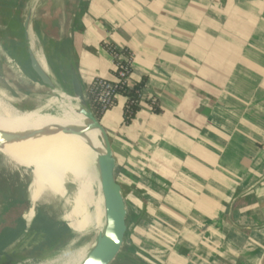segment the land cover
<instances>
[{"label": "crops", "instance_id": "0c3cea01", "mask_svg": "<svg viewBox=\"0 0 264 264\" xmlns=\"http://www.w3.org/2000/svg\"><path fill=\"white\" fill-rule=\"evenodd\" d=\"M29 11L53 81H113L112 50L144 79L132 120L120 95L99 120L127 209L114 264H264V0H0V98L15 108L53 92L6 49Z\"/></svg>", "mask_w": 264, "mask_h": 264}, {"label": "bare ground", "instance_id": "6f19581e", "mask_svg": "<svg viewBox=\"0 0 264 264\" xmlns=\"http://www.w3.org/2000/svg\"><path fill=\"white\" fill-rule=\"evenodd\" d=\"M28 30L29 45L50 75L36 36L30 26ZM67 92L61 89L54 97L57 109L52 112H41L43 103L15 108L0 98V153L10 165L20 168L24 164L31 170L29 199L34 203L31 208L43 199H64V183L69 174L76 190L72 199L68 197L66 205L70 210L62 220L77 235L97 231V236L88 252L81 247L62 248L52 252L59 253L53 261L46 259L48 255L42 260L19 257L22 264H90L91 253L98 246L97 238L104 227L105 144L98 130L85 129L88 120L79 113L80 100Z\"/></svg>", "mask_w": 264, "mask_h": 264}, {"label": "trees", "instance_id": "16d2710c", "mask_svg": "<svg viewBox=\"0 0 264 264\" xmlns=\"http://www.w3.org/2000/svg\"><path fill=\"white\" fill-rule=\"evenodd\" d=\"M143 87L144 79L131 88L125 89L119 86L115 89L114 101L119 95L124 98L122 114L126 123L135 117L143 104L141 100ZM99 88V80L96 78L88 87L86 97L93 114L100 120L104 112L97 101ZM11 177L15 178V181ZM31 181V177H28L24 183L19 174L5 176L0 173V255L24 232H33V241L13 253L18 258L42 260L54 251L74 247V243L78 241H75L78 238L77 234L73 233L63 220L55 221L42 211L37 212L31 224H26L21 215L31 208L29 199Z\"/></svg>", "mask_w": 264, "mask_h": 264}, {"label": "water", "instance_id": "95a60500", "mask_svg": "<svg viewBox=\"0 0 264 264\" xmlns=\"http://www.w3.org/2000/svg\"><path fill=\"white\" fill-rule=\"evenodd\" d=\"M31 21V11H29L23 21L24 52L26 55L29 73L35 80L51 90H57L52 77L44 71L34 55V51L29 45V26ZM71 91L73 97L80 100L82 114L88 122L84 125L87 130H98L101 139L105 144V185L102 188L104 206V228L98 236V246L92 251L90 264H112L118 258L124 244L129 240L126 238L127 232V209L122 190V185L116 177V159L112 152L111 142L107 131L100 121L95 117L87 101L86 92L83 89L75 69H71ZM1 97V95H0ZM1 146V142H0ZM1 154V153H0ZM2 155V154H1ZM3 156V155H2ZM4 157V156H3ZM5 160H7L4 157ZM8 161V160H7ZM10 163V162H9ZM98 247H100L99 250ZM97 250V251H96ZM96 251V252H95Z\"/></svg>", "mask_w": 264, "mask_h": 264}, {"label": "rangeland", "instance_id": "374dc122", "mask_svg": "<svg viewBox=\"0 0 264 264\" xmlns=\"http://www.w3.org/2000/svg\"><path fill=\"white\" fill-rule=\"evenodd\" d=\"M25 12L26 11H24L23 15H25ZM24 19H25V17H22L18 20H14V23L16 22L18 24L16 37L18 38V40L20 42L19 43L13 42L15 44L14 46H8L6 48L8 51L11 50L13 55H14V53H16L17 47H24V45H25L24 39H23V26H22ZM31 23L32 22H30V27H32ZM13 26L15 27L14 24H13ZM13 32L15 33V31H13ZM23 54H25V52ZM22 62L23 63L21 65H23L22 66L23 70L24 71L29 70L28 63L26 61V56L24 57ZM1 82L3 83V81H1ZM58 85L56 84V86L58 87L57 90H54L52 93L48 94V96H47L48 101H46L44 105L41 104L42 105L40 107L41 112H52V111H55L57 109L56 108L57 107L56 101L53 99H54V97L56 98V96L60 93L61 89L68 91L66 94L73 97L72 91L70 88V83L69 84L68 83H65V84L60 83ZM2 99H4L6 102L9 103V101L6 98L2 97ZM72 104H74V103H72ZM8 163L9 162L7 160H5L4 157L0 154V173H2L3 175L8 176L10 174H19L24 183L26 182L28 177L32 178L31 170L25 168L24 164L19 168V167H15L13 165H10V163L9 164ZM11 179H13V181H15V178L11 177ZM64 187L66 190V197L64 199H61V198L49 199V198H47V199L40 200L39 202H37L33 206L34 218L36 217V214L38 211H42L45 214L49 215L53 220L58 221V222L62 221V216L70 210L69 205H66L67 201H68V197L70 199H72L74 197L75 190H76L75 186L70 181V175L69 174L66 175V181L64 183ZM102 196H103V192H102ZM28 211H29V209L25 210L21 216H22L23 220H25L26 224H31L33 222V220L31 222L30 221L27 222L26 219L23 217V215H25ZM96 236H97V231H93L91 233H87V234H83V235H77V237L80 239L76 243H74L73 248L81 247L85 251L88 252L90 250V248L92 247L93 243L95 242ZM30 241H33V237L23 236L17 242H15L14 244H11L12 246H10L7 249L5 248L3 253L0 255V264H18V263L22 262L23 260L16 257V255L13 253L18 251V249L25 247L26 244ZM58 254L59 253H57V252L51 253L50 255H48L46 257V259L53 261L57 258ZM114 263H112V264H114ZM20 264H22V263H20Z\"/></svg>", "mask_w": 264, "mask_h": 264}, {"label": "built area", "instance_id": "2783aa9c", "mask_svg": "<svg viewBox=\"0 0 264 264\" xmlns=\"http://www.w3.org/2000/svg\"><path fill=\"white\" fill-rule=\"evenodd\" d=\"M111 54L113 58L115 79L110 81L103 78H97L100 85L99 91L97 92V101L104 113L114 105L115 89L117 87L120 86L125 89L132 87L130 73L134 60L133 55L129 52L125 53L124 50H112Z\"/></svg>", "mask_w": 264, "mask_h": 264}, {"label": "flooded vegetation", "instance_id": "af4514ba", "mask_svg": "<svg viewBox=\"0 0 264 264\" xmlns=\"http://www.w3.org/2000/svg\"><path fill=\"white\" fill-rule=\"evenodd\" d=\"M19 48V52L17 54L16 52V55L18 56L19 60H23V57H25L26 55L23 54L24 53V47H17V49ZM35 220V218H34Z\"/></svg>", "mask_w": 264, "mask_h": 264}]
</instances>
